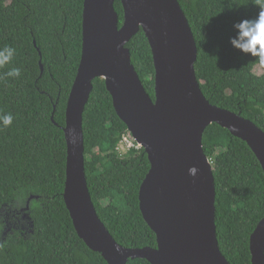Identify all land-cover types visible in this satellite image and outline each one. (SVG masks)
I'll use <instances>...</instances> for the list:
<instances>
[{"label": "trees", "instance_id": "obj_1", "mask_svg": "<svg viewBox=\"0 0 264 264\" xmlns=\"http://www.w3.org/2000/svg\"><path fill=\"white\" fill-rule=\"evenodd\" d=\"M178 2L194 35V69L205 97L264 131V66L231 44L238 34L234 25L255 19L260 9L254 0ZM82 7L83 0H0V49L16 50L0 76L21 69L18 79L0 80V116H13L10 126L0 125V212H25L31 222L27 232L3 234L0 225V264H107L78 237L63 201L65 105L80 60ZM114 8L120 26V0ZM126 47L154 99L155 69L144 32ZM256 66L261 74L254 73ZM82 130L85 176L99 219L124 248L156 247L138 206L149 161L143 148L116 151L128 130L100 77L92 80ZM202 147L214 177L220 251L230 264H250L249 235L264 217L262 168L243 140L216 123L205 128ZM126 264L150 263L136 258Z\"/></svg>", "mask_w": 264, "mask_h": 264}, {"label": "water", "instance_id": "obj_2", "mask_svg": "<svg viewBox=\"0 0 264 264\" xmlns=\"http://www.w3.org/2000/svg\"><path fill=\"white\" fill-rule=\"evenodd\" d=\"M120 1L123 21L118 26L114 0H83L80 60L63 126V201L74 230L107 264L136 258L150 264H230L217 241L214 177L202 147L203 132L211 123L228 129L247 144L264 173V131L203 94L194 69V35L178 0ZM140 29L152 52L154 99L126 47ZM98 77L104 79L117 116L147 155L149 169L139 186L138 206L155 234L156 247L117 244L91 200L82 115L92 80ZM190 167L198 169L195 177L189 175ZM249 252L250 264H264V217L249 235Z\"/></svg>", "mask_w": 264, "mask_h": 264}, {"label": "clouds", "instance_id": "obj_3", "mask_svg": "<svg viewBox=\"0 0 264 264\" xmlns=\"http://www.w3.org/2000/svg\"><path fill=\"white\" fill-rule=\"evenodd\" d=\"M254 4L260 9L255 19H244L235 24L234 27L238 30L235 38L231 39V44L244 53L250 54L258 59L261 66H264V0H254ZM15 49L5 46L0 49V68L10 64L15 55ZM21 76V69L12 67L0 76V80L8 78L18 79ZM13 122L11 114L0 116V125L8 127ZM198 172L196 167H190L188 173L195 177ZM19 199V198H18ZM3 224V215L0 212V225Z\"/></svg>", "mask_w": 264, "mask_h": 264}, {"label": "rangeland", "instance_id": "obj_4", "mask_svg": "<svg viewBox=\"0 0 264 264\" xmlns=\"http://www.w3.org/2000/svg\"><path fill=\"white\" fill-rule=\"evenodd\" d=\"M253 71L255 74L262 73V69L259 66H256ZM102 203L106 205L108 203V199L103 200ZM16 214L18 215V217L12 216L10 212L2 211L4 226L3 234H6L13 230H18L20 232H27L29 230L31 222L29 221L27 213L19 212Z\"/></svg>", "mask_w": 264, "mask_h": 264}, {"label": "built area", "instance_id": "obj_5", "mask_svg": "<svg viewBox=\"0 0 264 264\" xmlns=\"http://www.w3.org/2000/svg\"><path fill=\"white\" fill-rule=\"evenodd\" d=\"M139 148H141V146L131 137L129 133H127L121 137L115 149L120 155H122L131 149Z\"/></svg>", "mask_w": 264, "mask_h": 264}]
</instances>
